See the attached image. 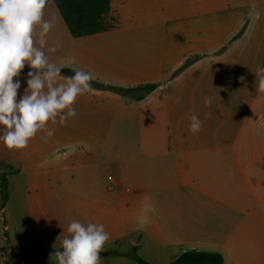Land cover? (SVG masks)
Returning a JSON list of instances; mask_svg holds the SVG:
<instances>
[{
    "label": "crops",
    "instance_id": "crops-1",
    "mask_svg": "<svg viewBox=\"0 0 264 264\" xmlns=\"http://www.w3.org/2000/svg\"><path fill=\"white\" fill-rule=\"evenodd\" d=\"M231 3L191 0L181 30L132 67L127 84L158 83L151 97L158 93L159 99L134 102L146 105L134 117L150 128L143 151L128 158V182L110 181L102 170L119 161L96 147L97 129L88 139L70 132L81 123H68L62 134L49 123L53 135L40 131L24 149L0 143V163L18 170L8 176L9 201L0 211L7 228L5 235L0 228V264H56L51 254L62 250L73 219L103 223L110 233L100 264H139L114 254L135 246L153 264L171 263L188 251L221 254L224 264H264V93L254 74L264 66V5ZM112 8L117 11L116 0ZM52 16L57 23L47 47H61L45 48L50 61L111 82L115 31L74 38L53 1L45 9V18ZM26 76L19 77L18 99ZM101 95L92 87L78 97L77 116L67 120H84L85 107L96 108ZM206 97L213 98L210 106ZM192 113L203 123L196 134L189 130ZM64 145L71 150L58 149Z\"/></svg>",
    "mask_w": 264,
    "mask_h": 264
},
{
    "label": "clouds",
    "instance_id": "clouds-1",
    "mask_svg": "<svg viewBox=\"0 0 264 264\" xmlns=\"http://www.w3.org/2000/svg\"><path fill=\"white\" fill-rule=\"evenodd\" d=\"M49 3L50 0H0V143L8 149L26 148L43 130L47 136L53 135L47 126L56 124L57 118L61 124L75 118L78 97L90 92L96 79L83 69H74L73 76H62V66L50 61L45 48L57 18H45ZM256 15L258 18L259 13ZM59 47V43H54L47 47V52H56ZM26 66L30 69L27 87L18 99L19 77ZM254 74L258 79L257 90L264 93V66H258ZM240 80L244 81L245 77L241 76ZM168 87L167 83L161 84L158 90L164 93ZM212 99L206 97L205 105L210 106ZM188 119L190 132L203 130L196 113ZM145 223L146 216L140 226ZM67 233L61 240L62 250L51 254L56 264H100V253L111 238L103 223L73 219Z\"/></svg>",
    "mask_w": 264,
    "mask_h": 264
},
{
    "label": "rangeland",
    "instance_id": "rangeland-1",
    "mask_svg": "<svg viewBox=\"0 0 264 264\" xmlns=\"http://www.w3.org/2000/svg\"><path fill=\"white\" fill-rule=\"evenodd\" d=\"M190 1L116 0L117 11H114V16L117 18V28L114 29L115 33L113 34V49L116 53V75L109 83L103 80L95 81L118 88L133 87L129 86L127 81L131 79L130 75L132 76V73L130 72L132 67L140 62L137 59H140L141 55L158 52V46L171 33L181 30L179 21L182 20V16L191 15ZM231 1V5L236 4L235 0ZM242 2L247 6L254 4L264 5V0H242ZM155 85L158 88L159 84L156 83ZM100 91L103 92V95L97 97L96 108L90 105L85 107L84 120H67L64 124H61L59 119H57V123L53 124V128L56 133L62 134L67 129H70L68 128V123H81L84 126H76L75 130L71 128L70 132L73 131V133L84 135L87 139L97 129L100 138L96 142V147L106 151L107 155L110 152L116 153L119 161L118 164L114 163L112 165L104 163L101 166L102 170L107 174L110 173L117 180H122L126 183L130 179L128 177V168L131 163L127 162L128 158L134 152L143 151L150 128L149 122L136 120L137 117H134V114L143 113L146 105H136L138 103L134 102H140L136 99L137 96L122 95L111 90ZM152 93L148 94L143 100L149 99L150 102L158 100L159 94H155L154 97H156L152 98ZM87 139L83 141L89 142ZM71 148L69 145L58 147L59 150L65 149L68 151ZM2 216H4V212ZM4 225L1 219L0 228L4 227ZM3 234L5 235L6 231Z\"/></svg>",
    "mask_w": 264,
    "mask_h": 264
},
{
    "label": "trees",
    "instance_id": "trees-1",
    "mask_svg": "<svg viewBox=\"0 0 264 264\" xmlns=\"http://www.w3.org/2000/svg\"><path fill=\"white\" fill-rule=\"evenodd\" d=\"M57 6L62 18L64 19L70 34L74 38L92 36L100 33L110 32L117 28V18L114 16L112 0H50ZM191 63L188 61L186 66ZM24 71L21 74H27ZM61 75L73 76L74 70L69 68L61 69ZM92 87L98 90H111L122 95L137 96L138 101L143 100L148 94L155 91V84L141 85L131 88H118L107 86L94 81ZM0 167L6 169V172H0V209L6 207L9 201L8 176L17 174L13 166L0 163ZM138 246H135L129 253L114 252L116 255L128 256L139 264H153L143 258L138 253ZM168 264H224V258L221 254L203 251H188L179 256L176 260Z\"/></svg>",
    "mask_w": 264,
    "mask_h": 264
},
{
    "label": "built area",
    "instance_id": "built-area-1",
    "mask_svg": "<svg viewBox=\"0 0 264 264\" xmlns=\"http://www.w3.org/2000/svg\"><path fill=\"white\" fill-rule=\"evenodd\" d=\"M109 180H110V181H114L113 176H109ZM2 213H3V212H2ZM2 213L0 214V216L4 218V216H2ZM5 231H7V228H6V226L4 225L2 232L4 233Z\"/></svg>",
    "mask_w": 264,
    "mask_h": 264
}]
</instances>
